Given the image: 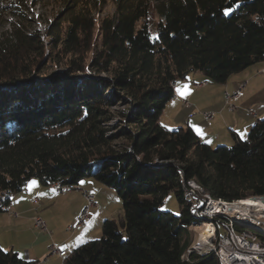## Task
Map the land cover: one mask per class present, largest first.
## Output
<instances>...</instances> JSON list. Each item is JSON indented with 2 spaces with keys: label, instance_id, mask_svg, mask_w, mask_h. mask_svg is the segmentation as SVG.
Segmentation results:
<instances>
[{
  "label": "trees",
  "instance_id": "trees-1",
  "mask_svg": "<svg viewBox=\"0 0 264 264\" xmlns=\"http://www.w3.org/2000/svg\"><path fill=\"white\" fill-rule=\"evenodd\" d=\"M106 1L55 0L44 29L18 17L0 32V211L33 177H91L117 190L123 214L63 264H220L214 252L183 260L193 226L210 221L185 189L194 181L202 199L227 202L264 196V118L212 147L160 115L178 79L199 71L226 83L264 60V0H112L115 12L100 17ZM170 192L179 214L161 208ZM0 264L37 263L0 244Z\"/></svg>",
  "mask_w": 264,
  "mask_h": 264
},
{
  "label": "crops",
  "instance_id": "crops-1",
  "mask_svg": "<svg viewBox=\"0 0 264 264\" xmlns=\"http://www.w3.org/2000/svg\"><path fill=\"white\" fill-rule=\"evenodd\" d=\"M201 82L206 84L199 86ZM244 83L240 98L227 99L226 93H233ZM182 92L186 94L182 95ZM185 100L190 107L185 105ZM206 113H211L212 117L208 118ZM260 118H264V60L232 74L226 83H210L199 71L178 79L174 95L160 115V122L168 128L192 127L201 140L213 145L234 143L233 133L240 137L244 133L246 137ZM33 181L35 185L31 183ZM81 186L94 195L96 202L84 224L79 223L87 204L83 191L59 194L53 184H46L36 177L28 180L0 211L1 246L29 262L63 264L64 256L51 251L54 244L70 252L89 240L98 239L104 221L123 214L122 202L105 183L92 179ZM38 215L46 221V230L35 225Z\"/></svg>",
  "mask_w": 264,
  "mask_h": 264
},
{
  "label": "built area",
  "instance_id": "built-area-1",
  "mask_svg": "<svg viewBox=\"0 0 264 264\" xmlns=\"http://www.w3.org/2000/svg\"><path fill=\"white\" fill-rule=\"evenodd\" d=\"M204 84H206V82H201L198 85L202 86ZM245 85V83L239 85L233 93H226L227 99L240 98L243 94V89ZM185 105L187 107L191 106V104L186 100ZM232 108L234 107L232 106ZM206 116L208 118H211L212 114L206 113ZM86 180L91 181L92 178L87 177ZM80 181L81 180H79V185L76 186H66V184L60 182H54L53 186L59 194H64L68 191L73 190L83 191V195L86 198L87 204L79 217V223L84 224L86 219L89 217L90 209L94 205H96V202L94 195L89 193L87 190L83 189L80 184ZM188 187L189 195L191 197L195 211L199 214L217 217L219 221V225L217 224V233L218 228L226 229V236H220V242L216 244L215 248L212 251H209L208 253L214 252L215 254H224L225 259L229 262V264H264V237H253V233L249 230H241L239 228H235L226 224L223 220V214H216V211L212 210L213 203L211 201H206L204 198L202 199L198 194L199 191L190 183H188ZM256 198L261 199L264 204V196ZM202 200H204V206L202 208H199ZM34 201L38 202L37 198H35ZM232 212L241 215L239 210ZM35 225L40 227L42 230L47 229V223L44 218L40 215L35 217ZM65 250L68 249H61L58 245L55 244L51 247L52 253H57L62 257L64 255ZM184 261H190V258H187V254L185 255Z\"/></svg>",
  "mask_w": 264,
  "mask_h": 264
},
{
  "label": "bare ground",
  "instance_id": "bare-ground-1",
  "mask_svg": "<svg viewBox=\"0 0 264 264\" xmlns=\"http://www.w3.org/2000/svg\"><path fill=\"white\" fill-rule=\"evenodd\" d=\"M193 187H196L197 190L203 191L198 184L194 181L189 182ZM78 183H70L66 184V186H76ZM185 195L191 199L189 195V188L185 189ZM206 201H211L213 203L212 210L216 211V214H223V220L226 224L239 228L241 230H249L253 233V237H264V204L263 201L259 198H247L243 200L236 201L234 203H227L223 200L216 201L209 195H206ZM216 201V202H215ZM225 208V209H224ZM239 210L241 215L235 214L232 211ZM195 213H197L195 211ZM203 215V214H202ZM208 219H210V223L207 222L204 225L203 235L208 236L207 241H203L198 244H194L191 248L187 250V258L194 251L200 253L201 255L208 254L209 251H212L215 248V245L220 242V236H226V229L224 228V232H221V228H218L217 233V224H215L212 219L215 216L204 215ZM203 227V226H202ZM263 247H264V239H263ZM68 253L67 250L64 251V255L66 256ZM185 254V255H186ZM219 258L220 264H229V262L225 259L224 254H216Z\"/></svg>",
  "mask_w": 264,
  "mask_h": 264
},
{
  "label": "rangeland",
  "instance_id": "rangeland-1",
  "mask_svg": "<svg viewBox=\"0 0 264 264\" xmlns=\"http://www.w3.org/2000/svg\"><path fill=\"white\" fill-rule=\"evenodd\" d=\"M9 9L6 12L5 16V24L4 27L0 28V32L2 29L7 30L9 27L12 26V23H16V21H19V18L22 22H25L27 25H32L35 28L44 29L45 23L47 21H50L53 14L55 13L58 5L55 2V0H9ZM115 12V5L112 0H107L104 6L102 7L100 11V17H104L106 15H112ZM18 15V16H17ZM19 17V18H18ZM159 19V17L156 15H153L152 22H151V32L152 35L155 36L156 34V22ZM59 69V68H58ZM63 68H60V71H62ZM81 76H83L81 74ZM209 82H214L213 80L209 79ZM125 105H123L121 102L118 103L117 106H115L116 109L123 110L125 109ZM233 144V143H232ZM232 144H213L212 147H216L219 145H232ZM99 168V166H95V169ZM87 177L81 179L80 184H83L84 181H86ZM95 180L94 178H92ZM98 181V180H95ZM101 182V181H99ZM103 183V182H102ZM112 188V187H111ZM113 191L118 195L122 202L123 206V200L118 194L117 190L115 188H112ZM216 200V199H215ZM243 200V199H242ZM218 201V200H216ZM215 201V202H216ZM241 201V200H240ZM227 202V201H226ZM227 203H234V202H227ZM238 202L236 201V204ZM163 210L171 211L174 214L180 213V204L177 200V197L175 195V192H170L165 197L163 204L161 206ZM118 218V217H117ZM209 222V220L201 221L199 224L193 226V231L195 232V244L205 242L208 240L205 239V235H203V228L204 225ZM210 223V222H209ZM203 226V227H202ZM225 230L224 228H221V232L223 233ZM102 235H100L99 238H101ZM208 237V236H206Z\"/></svg>",
  "mask_w": 264,
  "mask_h": 264
},
{
  "label": "snow or ice",
  "instance_id": "snow-or-ice-1",
  "mask_svg": "<svg viewBox=\"0 0 264 264\" xmlns=\"http://www.w3.org/2000/svg\"><path fill=\"white\" fill-rule=\"evenodd\" d=\"M231 11H232L231 8H227V9H225V15H228ZM179 90H180V89H178V91H179ZM181 94H182V95H183V94H186V92H182ZM244 135H245L244 133H241V138H244ZM31 183H32L33 185H35L36 182L33 181V182H31Z\"/></svg>",
  "mask_w": 264,
  "mask_h": 264
},
{
  "label": "water",
  "instance_id": "water-1",
  "mask_svg": "<svg viewBox=\"0 0 264 264\" xmlns=\"http://www.w3.org/2000/svg\"><path fill=\"white\" fill-rule=\"evenodd\" d=\"M255 198H256V196H255ZM202 221H205V220H202Z\"/></svg>",
  "mask_w": 264,
  "mask_h": 264
}]
</instances>
